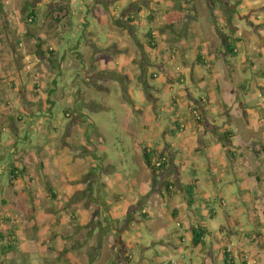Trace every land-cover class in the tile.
<instances>
[{"label": "rangeland", "instance_id": "rangeland-1", "mask_svg": "<svg viewBox=\"0 0 264 264\" xmlns=\"http://www.w3.org/2000/svg\"><path fill=\"white\" fill-rule=\"evenodd\" d=\"M64 1L0 0L3 10L0 11V68H3L6 78L8 76V78L12 77L15 79L13 82L16 86L17 79L19 80L22 76L28 78V75L34 72V69L40 68L47 61V68L52 70L53 73H64L65 76H69L71 73L80 74L78 85L82 89L85 101L90 102L92 100L97 104L106 102V105H110L109 110L101 109L96 111L94 110V105L84 108L87 113L84 116L86 134L89 140L94 142L93 150L95 151L94 155L97 158L98 167L96 172H94L95 179L89 175V172L79 180L78 185L80 188H85L86 192L91 193L93 196L90 199H92L93 197H98L99 188L105 182L115 181L117 183L116 186H120L116 189H118L117 193L122 199L129 200L131 196L138 198V194L143 187L141 181L145 180L146 172L149 173L144 163L142 146L156 149L159 145L163 146L165 142H168L170 151L181 154V164L183 165L186 178L190 180L199 179L200 183V191L194 195L195 202H193L192 207L196 211L195 221L200 223L202 219L204 226L209 231L204 239L207 243L206 246H208L206 248L210 252L206 254L200 245H190L188 234L185 236V231L179 226L178 220L173 218L171 214L173 204L178 207L181 205L186 206L178 190L179 195L175 197L174 202L170 199H166L163 202L164 212L160 213V217L151 214L149 211L146 217H141L139 222L134 219L124 218V221H122L123 230L117 235L119 239L128 242L124 252L130 257V263L128 264H203L204 262L206 264H223L222 250L228 245L231 246L232 254L236 256V250L238 251L240 247V245L236 244L237 241L249 231H253L257 223L251 219L253 213L261 209V206L254 199L257 192L253 190L252 186H248V180L241 176L244 172L241 162L238 164L228 162L221 167L220 162L223 151L219 141L214 142L213 138L207 135L212 139L211 141L205 140L209 144L210 149H201L194 152L192 149L193 145L190 144L188 137H185L183 131L175 130V125H181L182 123L186 126L185 130L190 126L194 128L196 122L187 113V104H183L182 101H177V105L170 104L172 97L178 92L179 81L171 79L170 76L165 77L162 70H159L156 65L160 62V57L166 62L174 60L173 58L175 57H177V60L181 58L180 53H176L178 49L174 48L173 42L177 39L173 37L172 31L178 33L180 38L184 35L186 24L181 23L193 9L191 4H194L196 0H188L187 2L190 4H187L186 0H177V4L173 3L174 0H160V3L157 4L155 2L152 4L151 0L146 2L139 0L141 1L139 2V7H144L143 10L145 11L146 9L149 13L146 15L147 17L143 18L139 13L132 12L133 9L130 11L132 13L130 14L131 21L129 20L126 23H128V27L133 26L134 30H128L130 35L125 40L128 42L131 51L136 53V62L139 61L138 58H140L142 48V52L146 56L148 55L150 64L145 67L140 64H137V66L120 64L118 72L115 69L107 68L106 72L109 73L128 74V83L125 77H120L119 82L116 84L113 78H108V81H100L99 83V80H96V83H93L89 74L91 75L95 65L104 64L115 68L117 65L115 63L123 56L122 52L116 53L111 50L113 43H116L112 33L119 35L120 31L117 23L113 21L115 15L119 16V13H114L111 8L120 3L121 0ZM130 1L125 0L124 5L126 6L127 4L128 7ZM211 2L208 14L204 9L198 8L196 11L197 18L195 16L193 18L195 17L200 24H202V21L212 24L210 20L211 9H213L212 12L215 11V7H217L216 9L225 10V12L222 11L223 14L220 13V16L226 15L227 12L240 31L245 33L251 31L256 37V40H250L251 47L252 43L256 46V41L258 40L260 51L263 50L264 53V0H227L225 4H229V7L224 6L221 0H211ZM213 6L215 7L213 8ZM31 12L33 13L32 16L29 15ZM128 13L127 11L124 15L127 16ZM66 15L70 19L69 26L61 25L57 39L53 40L57 34L56 27L59 25L55 19L60 18L63 23H66ZM162 22H164V25ZM169 23H172L171 26L168 25ZM190 31L188 28V39H199L201 41L195 31ZM149 33L153 34V36H149ZM230 33L228 35H231ZM7 36H9V39ZM151 39L155 42V47L149 45ZM90 41H94L95 48L90 45ZM39 42H41V46L43 45L46 48L45 59L37 56L36 52ZM234 43L237 47L236 62H243L247 69L245 74L242 71L238 72L236 78L243 79L248 86L254 83L252 85L253 88H250L249 91L254 92L256 90L257 92V84L264 79V54H259L252 50L240 38L234 39ZM180 44L183 45L182 49L184 50H188L191 46L190 42L185 43L182 41ZM196 44L197 40H195ZM175 47L178 48L177 46ZM144 48H147V51H144ZM51 49L54 52H58L55 55L53 54V58L57 56V58L55 57L56 62H60L59 65H56L57 67L61 66L62 61H64L61 71H56L57 69L47 58L49 56L48 51ZM98 49L101 51L98 52ZM59 53L65 55L64 60L58 58ZM130 55L125 54L127 57ZM152 57H154V60L151 59ZM187 68L189 69L190 65H187ZM175 71V77L178 79L181 73L178 70ZM143 72L145 78H143ZM153 73L154 77L151 76ZM42 74L45 73L43 72ZM2 75L4 74L0 72V76ZM183 77H189L187 71L183 72ZM208 78L209 80L211 79L210 76ZM2 79L4 78L0 77V82H2ZM209 80L205 82H209ZM187 86L189 85L187 84ZM37 88V85H34L32 92H38ZM190 90L195 96H200V93H203L202 89L194 88L192 85ZM60 98L59 95H54L52 97L55 100L54 103L47 105V103L44 104L42 102L39 104L40 113L34 116H28V114L26 116L20 110L17 111L18 114L11 112L13 117L17 116V123L20 126L17 132L7 127L9 123L7 117L3 116L0 119V156L2 158L0 166L4 170L0 175V198L5 193L3 188L7 186L6 183L9 178L6 175V170L15 161L16 155H25L27 153L33 160L38 157V150H41L42 156L45 157L53 148H59V146H56V141L61 139V134L66 130V125L70 121L65 115V103ZM258 99L263 101L264 96ZM148 106L152 110L150 111V116L155 113V115H158V120L149 121ZM16 108L19 109L18 106ZM73 111L74 109L70 108L71 115ZM141 111H144L143 116ZM146 113H148V116H146ZM261 113L264 115V109ZM19 114L24 118L20 117L19 119ZM217 118L220 119L221 117L218 116ZM93 121H96V126L99 128L100 133L95 130ZM216 122L220 124L222 120H217ZM131 123L136 124V127L139 128L137 134H132L128 129ZM149 123H153L156 129L155 133L152 134L153 136L145 133L147 130H143L141 125H149ZM254 123H256L255 126L258 129V133H255V138L262 143L264 140V117H257ZM233 125L237 133L242 134L244 130L249 133V136L251 135L239 121H236ZM164 131L166 133L167 131L171 132L166 136ZM78 137L75 135L74 138L78 139ZM172 140H180L181 148L183 149L180 150L171 146ZM43 144H46L45 148H43ZM235 149L240 152L243 151L241 146H236ZM260 160L262 164L261 173L264 177L263 157ZM164 167H161L158 173L160 176L158 184L160 182L162 187L165 186L166 180L164 178V182H161L163 177L160 170ZM219 177H222V183L217 181ZM229 180L230 182H228ZM206 182L211 184L209 189L206 188ZM170 184L172 186L171 190H174V183L170 181ZM11 185H8V196L6 194L8 198L15 197L16 193L22 197L32 196V192H18ZM240 186L241 188H239ZM207 189L212 192V195L219 189L222 191L220 194H215L217 199L210 196L212 203L209 206H212L218 212L214 218H209L206 214L207 211L200 206L204 201L203 199L206 198L204 192ZM230 189L235 191V195H233L234 192H230ZM223 190L228 194H223ZM106 196L108 197H104L102 202L104 211L99 218L102 221L101 225L108 228L107 231L102 233L100 240L102 243L105 242V245L101 248L102 250L97 256L98 258L96 257V261L91 255H86L85 248L84 254L82 252L78 256H73L72 259L75 264H123L118 260V254H123L121 253L122 251L109 243L111 238L108 234L114 236L109 212L112 210L111 208L115 201L110 194L106 193ZM220 198L225 202L224 206L221 205ZM233 198L234 200L238 199L241 205L240 209H243V211L240 210V214L237 215L240 220L239 225L229 226L228 218L224 215V211L228 210L230 205H233L234 202L231 200ZM6 206L8 207V204L2 203L0 200V216L2 209L3 213L6 212V209H4ZM75 210L76 208L74 207ZM25 222L29 224V218L26 214H23L18 225L23 227L26 225ZM3 224H7V226L3 227ZM221 225L226 227V232L221 233ZM11 227L13 225H9L8 222L0 218L1 232L7 235ZM235 227H238L235 234H230ZM35 233L37 238L30 240V237H28L29 233L22 229L21 238L17 240L19 245L16 244L17 246H15L18 247L16 248L17 252L13 255L7 252L8 258L5 259L0 251V264H45L46 256L54 254L58 256L55 264H66L64 257L67 255L64 254L65 252L57 248H47L45 246L44 232ZM173 236L174 242L172 240ZM180 237L186 238L180 240ZM40 242L42 243L39 244ZM169 242L175 246L171 248L172 244L170 246ZM4 243L5 241L0 240V246L2 244L4 246ZM90 249L88 248L87 250L89 251ZM241 251L251 254L250 251L241 250L240 248V254ZM10 255H12V259ZM259 256L260 262L264 264L263 254H259ZM251 257L253 258L255 255L252 254Z\"/></svg>", "mask_w": 264, "mask_h": 264}, {"label": "crops", "instance_id": "crops-1", "mask_svg": "<svg viewBox=\"0 0 264 264\" xmlns=\"http://www.w3.org/2000/svg\"><path fill=\"white\" fill-rule=\"evenodd\" d=\"M124 1L125 0H121L120 3L111 8L114 13H119V16L115 15L113 21L117 23V27H119L118 29L120 30L119 35H116L114 32L112 33V37L115 39L116 43H113L111 50L116 53L122 52L123 56L115 63L117 64L115 68L104 64H100L99 66L95 65L91 75L89 74L90 80L93 83H96V80H99V83L100 81H108V78H113L116 84L119 82L120 77H125L128 83L129 78L127 73H125L126 75L117 73L120 64L126 66H137V64H140L142 67L150 64V61L148 62V55L146 56V54L142 52V48L140 58H138L139 61L136 62V53L131 51L128 42L125 40L130 35V31L128 30H134L133 26L128 27V23H126L129 20L131 21L130 14L132 13H130V11L133 9L132 12L135 11L139 13L143 18L147 17L146 15L149 12H147L146 9L144 11V7H139V2H141L139 0H126L128 2L130 1L128 7L127 4L126 6L124 5ZM187 1L188 0H186V3L190 4ZM63 2L65 1L63 0ZM153 2L157 4L160 3V0H151L152 4ZM221 2L224 3V6L229 5L225 4L227 0H221ZM173 3L177 4L178 2L174 0ZM211 3V0H196L194 4H191L193 9L181 23L186 24L184 35L180 38L178 37V33L172 31L173 37L177 39L173 42V45L176 50L178 49L176 53H180L181 58L177 60V57H175L173 58L174 60L166 62L160 57V62L156 65L159 70H162L165 77L170 76L171 79L179 81L178 92L172 97L170 104L177 105V101H182L183 104H187V113L195 120L196 125L194 128L190 126L185 130L186 126L182 123L181 125H175V130L183 131L185 137H188L190 144L193 145V151L197 152L201 149H210L209 144L205 142V140H212L207 136L209 135L213 138L214 142L219 141L221 143L223 151L220 162L221 167L228 162L231 164H238L241 162L240 164H243L244 172L241 176L247 179L249 182L248 186H252L253 190L257 192L254 199L261 206V209L256 210L252 215L253 217H251L252 221L257 222L254 230L249 231V233L245 234L237 241L236 244L238 246L240 245V247L238 251L236 250V256L231 252L232 263L245 264L240 257L241 254L239 251L241 248V250L250 251L251 255H255L256 264H263L260 262L259 254H263L264 261V177L261 173L262 164L260 162V158L263 157L264 160V140L262 143L256 140L255 133H258V129L254 121L259 116L264 117L261 113L264 109V99L263 101L258 99L264 96V79L257 84V92L256 90L251 92L249 90L253 88L252 85L254 83L248 86L246 81L238 77L236 78L238 72L242 71V73L245 74L247 69L243 62H236L237 47L234 43V39L240 38L251 47L250 40H256V37L251 31L249 33L240 31L239 27L232 22V18L227 12L226 15L220 16V13H222V11L225 12V10L216 9L217 7L215 6H213V8L215 7V11L212 12L213 9H211L210 13L212 24H209L207 21H202V24H200V22L196 20V11L198 8H202L208 14ZM116 9H118V11H116ZM127 11L129 13L125 16L124 14ZM66 16V23H63L60 18L55 19L56 22L58 20L57 23L59 25L56 27L57 34L54 36L53 40L57 39L61 25L69 26L70 19L68 15ZM193 16L196 18H193ZM162 23L164 25V22ZM171 24L172 23H169L168 25L171 26ZM188 28L191 31H195L196 35L201 38V41L195 39L197 40L196 45L195 40L188 39ZM228 33L231 35H228ZM8 37L9 36H7V38ZM182 41L191 43L188 50L182 49L183 45L180 44ZM90 42V45L95 48L96 45L94 41ZM41 47L45 51L46 48H44L43 45ZM259 47L260 44L257 40L256 46L252 43L251 49L259 54H264L263 50L260 51ZM143 50L147 51V48ZM97 51L100 52L101 50L98 49ZM55 53L58 52L55 51L54 55ZM125 54L131 55L127 57ZM55 57L57 58V56ZM58 58L64 60L65 55L59 53ZM151 59L154 60V57ZM63 62L64 61H62L61 66L56 68V71H61ZM187 65H190V70L187 68ZM47 66L48 62L46 61L40 68L34 69V72L28 75V78L22 76L19 80L17 79L16 86L13 82L15 79L12 77L8 78V76L6 78L3 68H0V72L4 74L0 76L4 78L2 82H0V119H2L3 116L8 118L7 120H9L10 124L8 123L7 127H10L15 132L20 128L19 123H17V116L13 117L11 112L18 114L17 111L20 110L24 112L25 115L28 114V116L37 115L40 113L38 105L42 102H44V104L47 103V105L49 103H54L55 100L52 99L54 95H59L61 97L60 99L64 101L66 106L65 115L70 119L69 123L66 125V130L61 134V139L56 141V146H59V148H53L45 157L42 156L41 150H38V157L33 160H31L32 158H30L27 153L25 155H16L14 158L15 161L11 164L10 168L6 170V175H8L9 178L6 183L7 186L3 188L5 193L1 196L0 200L2 203H7L8 207H4V209H6L5 213H3L2 209L0 218L8 222L9 225L15 226L17 240L21 238L22 229L29 233L28 237H30V240L37 238L35 232L43 231L45 235V246L50 249L57 248L65 252L64 254L67 255L64 257L66 264H75L72 259L73 256H78L82 252L84 254L85 248L86 255H91L96 261V257L102 250L101 248L105 245V242L102 243L100 241L102 233L108 229L105 228L106 226L101 225L102 221L99 219L104 211L102 202L104 197H108L106 196L107 193L110 194L116 202H113L112 210L109 212L111 229L114 233V236L108 234L111 238L109 243L122 251L121 253L123 254H118V260L123 264H128L130 263V257L124 253L128 242L119 239L117 235L123 230L122 221H124V218L134 219L139 222L141 217H146L149 211L151 214L160 217V213L164 212L162 207L163 202L166 201V199H170L174 202L175 197L179 195L177 192L179 190L186 206L181 205L178 207L173 204L171 214L174 219L178 220L179 226L185 231V236L188 234L190 245H200L205 250V253L208 254L210 251L206 248L208 246H206L207 243L204 237L209 231L204 226V221L202 219L200 223L195 221L196 211L192 207L193 202H195L194 195L200 191L199 179L190 180L186 178L183 165L181 164V154L170 151L168 142H165L163 146L159 145L156 149H149L146 146H142V150L147 148L157 155L163 156L166 165L160 170L161 176L163 177L161 182L166 180L165 182L170 183V181H172L175 185L174 190L167 191L164 186L165 183L163 185L164 187L160 186V182L158 184V180L160 181V176L158 174L159 169H150L145 162L144 156V163L150 174L146 172L145 180L141 181L143 187L141 189L142 191L138 194V198L131 196L129 200L122 199L119 193H117L118 189H116L120 186H116L117 183L115 181L105 182L102 187L99 188V192L97 193L98 197H93L92 199H90V197L93 196L91 193L86 192L87 190L85 188H80L78 185L79 180L89 172V175L95 179L94 172H96L98 167L96 162L97 158L94 155L95 151L93 150L94 142H91L86 134L84 116H86L87 113L84 108L94 105V110L96 111L101 109L109 110L110 105H106V102H103L104 104H101V102L97 104L92 100L90 102L85 101L82 89L78 85L80 74L71 73L69 76H65L64 73L56 74L53 73L52 70H49ZM107 68L115 69L117 72H106ZM175 70L181 73L178 79L175 77ZM170 71L172 72L170 73ZM184 71L188 72V78L183 77ZM43 72L45 74H42ZM151 76L154 77V73L151 74ZM208 76L211 77L210 80ZM157 77L159 78L158 75ZM143 78H145L144 72ZM206 80H209V82H205ZM187 84L189 86H187ZM34 85H37L38 92H32V87H34ZM191 85L194 88L202 89L203 93H200V96L193 95V93L190 92ZM186 98H188V100H186ZM146 99H148V97H146ZM16 106H18L19 109H17ZM149 106L147 109L149 121L158 120V115H155V113L153 116H150V111L152 110ZM70 108L74 109L72 115L70 113ZM141 112L143 116L144 111ZM148 113H146V116H148ZM218 116L221 118H217ZM20 117L23 116L19 114V119ZM217 120H222V122L219 124L216 122ZM236 121H239L251 135L249 136V133L244 130L242 134L237 133L233 125ZM141 125L143 130H147L145 133L150 136L156 131L153 123ZM93 126L96 131H100L96 126V121H93ZM130 126H128V129L132 134H137L139 132V128L136 127V124L131 123ZM170 132L167 131L166 133V131H164V135L168 136ZM75 135L79 136L78 139L74 138ZM205 136H207V138H205ZM171 146L180 150L183 149L181 148L180 140L173 141ZM236 146H241L243 151L240 152L236 150ZM45 147L46 144H43V148ZM244 152L247 153V155H245ZM1 159L0 156V160ZM11 169H15L13 173ZM3 172L4 170L0 166V175ZM217 181L222 183V177H219ZM228 182H230V180ZM9 184H12V188H16L18 192H32V196L22 197L20 194L16 193L15 197L8 198ZM205 185L208 189L211 186L209 182H206ZM189 187L193 191L191 190L192 198H190V202L188 203L186 200V189ZM239 188H241V186ZM208 189L204 192L206 198L203 199L204 201L200 206L207 211L206 214L209 218H214L218 212L215 208L209 206V204L212 203L210 196L217 199L215 194H220L222 191L219 189V191L214 192V195H212V192ZM230 192H234L233 195H235L233 189H230ZM223 194L227 195L228 193L223 190ZM234 198L231 199L232 202H234L233 205H230L229 209L224 211V215L228 218L229 226L239 225L240 220L237 215L240 214V210L243 211V209H240L241 205L238 199L234 200ZM220 201L221 205L224 206L225 202H223L222 198H220ZM83 206L84 208H82ZM74 207L76 208L75 211ZM20 214H26V216H28L29 224L25 222L27 226L24 225L20 227L18 225L22 217ZM2 226L5 227L7 224H3ZM200 227H203L206 234L202 238L201 243L195 245L192 241V232L194 228ZM237 229L238 227L233 228L230 234H235ZM220 231L221 233L226 232V227L221 225ZM173 238L174 236L172 240ZM180 238V240H184L186 237ZM230 238H232V236H230ZM41 243L42 242L39 244ZM16 244L19 245L18 242ZM169 244L171 246L172 243L169 242ZM174 246L175 245L172 244L171 248ZM88 248H91V251H88ZM56 251L58 252V250ZM47 256L45 264L56 263V258L58 256H55V254ZM10 257L12 259L11 255ZM203 264L206 263L204 262Z\"/></svg>", "mask_w": 264, "mask_h": 264}, {"label": "trees", "instance_id": "trees-1", "mask_svg": "<svg viewBox=\"0 0 264 264\" xmlns=\"http://www.w3.org/2000/svg\"><path fill=\"white\" fill-rule=\"evenodd\" d=\"M0 11H3L1 4H0ZM32 14L33 13L31 12L29 15L32 16ZM57 22H58V20H57ZM149 36H153V34L149 33ZM150 41L151 42H149V45L151 47H155V42L152 41V39ZM36 53H37L39 58L45 59L46 54H45V51L41 47V42L38 43V49H37ZM48 53H49V56L47 55L48 60L52 63V65L55 68H57L56 65H59L60 62H56V58L55 57L53 58L54 51L50 50V51H48ZM142 151H143V156H144L145 162L148 165V167H150V169H152V170L160 169L161 167L166 165V161L163 159V156L157 155L156 153H154L151 150H148L147 148H144ZM157 162H161V164L157 166L155 164ZM14 170L15 169H11V172L13 173ZM165 187H166L167 191L171 190V184L169 182H165ZM191 190L192 189H190V188L186 189V200L188 203L190 202V198H192L191 192L193 190L192 191ZM15 229H16L15 226H13L12 228H9V232L7 233V235H5L3 232L0 231V240L5 241L4 246H3V244L0 246V248H1L0 251L3 254L5 259L8 258L7 252L12 253V255L16 253L17 247H15V246H17L16 245L17 238L15 235ZM205 234H206V231L203 229V227L202 228L201 227L200 228H194L193 232H192L193 243L195 245L201 243L202 238L204 237ZM5 250H7V251H5ZM222 251H223V256H224L223 257V264H233L231 252L226 251L225 248Z\"/></svg>", "mask_w": 264, "mask_h": 264}, {"label": "built area", "instance_id": "built-area-1", "mask_svg": "<svg viewBox=\"0 0 264 264\" xmlns=\"http://www.w3.org/2000/svg\"><path fill=\"white\" fill-rule=\"evenodd\" d=\"M157 166L161 164V162H157L155 163ZM226 251L228 252H232L231 246H226L225 247ZM241 259L243 262H245V264H256V259L253 257H251V254H249L248 252L242 251L241 253Z\"/></svg>", "mask_w": 264, "mask_h": 264}]
</instances>
